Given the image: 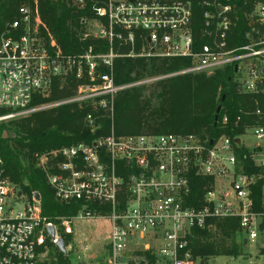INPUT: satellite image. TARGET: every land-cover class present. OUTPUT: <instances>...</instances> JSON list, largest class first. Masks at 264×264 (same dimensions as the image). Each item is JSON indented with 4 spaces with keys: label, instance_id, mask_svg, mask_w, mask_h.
<instances>
[{
    "label": "built area",
    "instance_id": "1",
    "mask_svg": "<svg viewBox=\"0 0 264 264\" xmlns=\"http://www.w3.org/2000/svg\"><path fill=\"white\" fill-rule=\"evenodd\" d=\"M193 1L66 0L73 15L84 13L74 28L78 41L106 44L105 53L88 46L65 54L43 21L38 0L22 1L4 22L0 126L67 104L90 103L112 118L115 95L122 90L182 75L210 76L227 67L234 69L237 93L252 103L236 117L233 134L216 139L117 135L111 127L109 134L89 142L36 153L35 167L54 201L78 205L73 216L56 219L59 225L42 216L38 192L26 193L5 176L0 155V264H39L47 244L56 247L62 239L59 227L70 234L71 225L81 221L109 223L103 238L107 264H200L194 233H214L225 218H238L242 241L258 246L257 255L264 257V0H250V8L247 0H195L202 9L199 35L204 40L198 47ZM241 18L244 44L229 47L240 35L234 30ZM114 45L127 51L115 52ZM134 57L184 59L188 65L116 85L113 61ZM65 77L79 83L74 96L36 104L37 97L48 99ZM84 123L91 133L100 132L94 113ZM227 124L223 116L221 128ZM238 127L241 131L234 133ZM193 177L211 180L195 201ZM257 189L258 207L252 199Z\"/></svg>",
    "mask_w": 264,
    "mask_h": 264
},
{
    "label": "trees",
    "instance_id": "2",
    "mask_svg": "<svg viewBox=\"0 0 264 264\" xmlns=\"http://www.w3.org/2000/svg\"><path fill=\"white\" fill-rule=\"evenodd\" d=\"M24 0H0V31L6 20L14 15L18 5ZM248 8L251 7L247 0ZM40 15L53 34L65 54H78L88 46H93L95 53H105L106 44L98 42H79L75 29L78 19L84 13L78 11L73 15V9L66 0H38ZM247 8V7H246ZM243 7V9H246ZM242 9V10H243ZM60 13V16L58 15ZM195 46L203 44L200 38L202 9L193 1ZM242 12L240 13V17ZM75 28V29H74ZM244 23L239 20L240 35L229 47L244 44L242 32ZM115 52H126V48L113 47ZM188 65L184 59L170 61L157 59L116 58L113 61V77L116 85L137 81L151 75L173 72ZM233 68L227 67L216 71L213 75H182L159 81L148 86L132 87L120 91L113 101V115L98 109L92 104H67L46 112H38L29 118L12 122L8 126H0V155L3 159L5 176L13 183L22 187L26 193L36 191L41 197V214L50 221L58 218H69L76 213L78 205L70 203L60 205L53 199L52 190L46 185L43 174L35 167L34 155L50 151L62 146L79 142H89L94 137L109 134L111 127L117 135L125 134H183L196 135L201 139H216L222 134L231 135L236 117L244 106L250 105L249 96L240 95L234 84ZM133 75V76H132ZM79 83L69 79L68 83L55 86L48 99L36 98V104L54 101L74 96ZM222 96L224 99L221 100ZM221 106L217 122L214 118L216 109ZM94 113L96 124L100 126L99 133H91L85 126L84 118L88 113ZM227 116L228 124L221 128L220 122ZM6 131L7 136L2 137ZM241 131L238 127L234 133ZM211 183L210 179L193 177V200H200L204 194V186ZM259 190L254 191L252 199L258 207ZM215 233L195 232L193 240L194 254L200 258L240 255L241 239L238 218H225L216 223ZM213 234L220 239H212ZM64 244L67 243L63 237ZM56 259L49 264H70L67 256L56 247ZM148 256V255H147ZM41 264V263H40ZM44 264V263H42Z\"/></svg>",
    "mask_w": 264,
    "mask_h": 264
},
{
    "label": "rangeland",
    "instance_id": "3",
    "mask_svg": "<svg viewBox=\"0 0 264 264\" xmlns=\"http://www.w3.org/2000/svg\"><path fill=\"white\" fill-rule=\"evenodd\" d=\"M131 59L144 58L134 57ZM95 62L99 64L98 57H96ZM101 71H103V69H101ZM146 77L148 76L145 75L143 78ZM69 79L71 78L65 77L63 85L67 84ZM53 222L59 225L57 221ZM71 228V233L65 234L63 229L59 227V235L62 239L64 237L67 241L65 244V255L70 264H107L109 253L103 238L109 231V223L107 221H81L73 223ZM212 239L217 240L220 239V237L217 234H213ZM237 243L241 246L239 256L204 257L200 258V264H264V257L257 255L260 250L258 246L245 244L242 239H237ZM55 248V246L47 244L40 255L39 264L54 262L56 259ZM136 256L138 255L136 254ZM134 261L136 262L137 260H130L132 264H134Z\"/></svg>",
    "mask_w": 264,
    "mask_h": 264
},
{
    "label": "water",
    "instance_id": "4",
    "mask_svg": "<svg viewBox=\"0 0 264 264\" xmlns=\"http://www.w3.org/2000/svg\"><path fill=\"white\" fill-rule=\"evenodd\" d=\"M53 1L57 2L58 0H53ZM58 15L60 16V13H59ZM223 99H224V96H222L221 100H223ZM220 110H221V106L219 105V106L217 107V109H216V115H215V118H214L215 123L217 122V118H218V114H219ZM211 143H212V142L210 141V144H211ZM35 197H37V195H35ZM48 233H49V235H50L51 237H53V229H52V228H49V229H48ZM56 247L58 248V250H59L61 253H63V254L66 253V251H65V244H64L63 239H59V240H58V242H57V244H56Z\"/></svg>",
    "mask_w": 264,
    "mask_h": 264
},
{
    "label": "flooded vegetation",
    "instance_id": "5",
    "mask_svg": "<svg viewBox=\"0 0 264 264\" xmlns=\"http://www.w3.org/2000/svg\"><path fill=\"white\" fill-rule=\"evenodd\" d=\"M61 88H62V84L59 85V89H61ZM61 99H62V98H61ZM59 100H60V99H59Z\"/></svg>",
    "mask_w": 264,
    "mask_h": 264
},
{
    "label": "crops",
    "instance_id": "6",
    "mask_svg": "<svg viewBox=\"0 0 264 264\" xmlns=\"http://www.w3.org/2000/svg\"><path fill=\"white\" fill-rule=\"evenodd\" d=\"M260 258V257H259Z\"/></svg>",
    "mask_w": 264,
    "mask_h": 264
}]
</instances>
